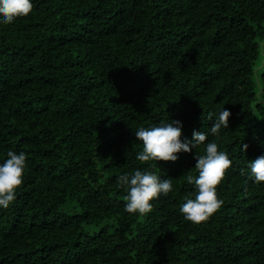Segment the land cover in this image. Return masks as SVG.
<instances>
[{
    "label": "trees",
    "instance_id": "trees-1",
    "mask_svg": "<svg viewBox=\"0 0 264 264\" xmlns=\"http://www.w3.org/2000/svg\"><path fill=\"white\" fill-rule=\"evenodd\" d=\"M32 3L0 23V164L27 157L0 207V264H264V182L248 178L264 155V0ZM223 109L229 127L212 136ZM171 120L182 141L194 130L207 141L142 164L135 132ZM208 142L232 164L223 204L193 224L179 208ZM145 169L173 191L129 214L118 178Z\"/></svg>",
    "mask_w": 264,
    "mask_h": 264
},
{
    "label": "clouds",
    "instance_id": "clouds-1",
    "mask_svg": "<svg viewBox=\"0 0 264 264\" xmlns=\"http://www.w3.org/2000/svg\"><path fill=\"white\" fill-rule=\"evenodd\" d=\"M32 0H0V23L12 24L18 18L27 17L33 9ZM231 112L220 111L211 126L212 136L219 137L222 129H228ZM208 119H213L210 113ZM182 122L171 120L161 122L159 126L140 127L135 132V138L141 142L142 150L137 153L136 159L142 164L145 162H175L178 153H189L208 139L203 131H193L191 140L182 141ZM216 142H208L205 154L194 155L195 170L198 176L188 175L187 182L195 186V198L187 199L179 212L186 221L200 224L208 220L223 204L217 197V186L223 180L226 170L232 164L229 156L218 150ZM248 145L243 144L242 150L247 151ZM26 154L9 151L7 159L0 164V207L8 208L16 198V191L23 183L26 167ZM248 178L255 183L264 182V155L248 162ZM245 174V169H241ZM118 186L126 193L125 211L129 214L147 215L152 211L151 201L161 194L167 196L173 191L171 178L160 179L152 171L145 169L135 170L132 174H124L118 178Z\"/></svg>",
    "mask_w": 264,
    "mask_h": 264
}]
</instances>
